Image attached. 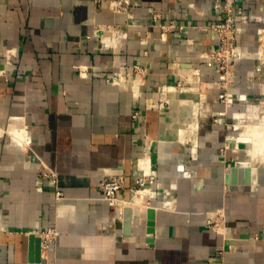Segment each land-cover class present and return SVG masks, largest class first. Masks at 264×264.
Here are the masks:
<instances>
[{
	"label": "crops",
	"instance_id": "0c3cea01",
	"mask_svg": "<svg viewBox=\"0 0 264 264\" xmlns=\"http://www.w3.org/2000/svg\"><path fill=\"white\" fill-rule=\"evenodd\" d=\"M110 1L0 0V264H27L25 229L50 226L57 237L44 253L55 264H264V162L230 181L247 159L240 139L255 130L264 145V122L232 136L248 104H264V64L251 77L260 62L243 59L222 80L207 57L219 40L196 28L223 18L218 0H128L127 11ZM238 4L258 16L238 42L258 51L264 0ZM117 73L126 83L107 81ZM191 74L200 95L172 92L162 106V88ZM119 168L128 202L147 177L137 209L119 212L98 190L102 171ZM218 209L217 231L207 221Z\"/></svg>",
	"mask_w": 264,
	"mask_h": 264
},
{
	"label": "built area",
	"instance_id": "2783aa9c",
	"mask_svg": "<svg viewBox=\"0 0 264 264\" xmlns=\"http://www.w3.org/2000/svg\"><path fill=\"white\" fill-rule=\"evenodd\" d=\"M218 4L221 7L223 18L217 22L209 23L204 25L202 28L204 30H208L212 32L216 38L219 40V46L217 49L210 51L207 53V57H209L213 62H215L218 66V72L221 74V78L223 81L229 83L232 82L235 78V72L238 64L246 58H253L259 60V66L250 71L251 77L254 76L255 73H258L261 70V67L264 64V28H258V41H259V49L258 51H250L247 46L241 45L238 42V35L242 30V25L249 23L251 20H256L258 16L255 13H246L238 4V0H218ZM110 5L112 8L117 11H127L129 7L128 0H112L110 1ZM173 25L170 24L169 27ZM192 39H188L189 43H192ZM13 53L12 50H6V58L10 61ZM78 68H81L80 66ZM192 78V80H190ZM190 80V81H189ZM107 81L112 84L126 83V77L123 74L117 73V75H111L107 77ZM183 82V83H182ZM250 84L254 85V82H250ZM183 85V86H182ZM258 86V85H257ZM187 91L200 95L201 90V80L195 74H191L189 77H180L178 83L174 86L163 87L161 91V105H165L170 100V95L172 92L176 91ZM226 95V94H225ZM201 98V96H200ZM233 96H230L227 101L228 103H232ZM246 94H241L238 96V99H246ZM249 112L257 111L260 108V105L256 103L248 104ZM260 110V109H259ZM258 110V111H259ZM243 115V114H242ZM242 115L240 119L243 118ZM134 119H139L138 111L133 113ZM42 176L49 178L56 186L59 183V175L56 171L52 170L48 165H43L41 168ZM144 176H140L137 179V187L133 189V198L135 194L140 189H147V181ZM152 180V179H151ZM153 181V180H152ZM125 185V172L123 168L119 169H104L102 171L101 180L98 185V190L103 199L108 201V203L119 210L121 205L124 202H128L119 197L120 190ZM56 200H62L65 198L64 192L57 187L56 192ZM224 219L223 209H218L214 213L209 215L207 224L210 228L214 230L221 229V222ZM36 235L41 237V259L45 261L46 264H55L53 260L49 259V256L44 253V251H48V253L52 249V243L55 241L57 237V230L55 227L50 226L47 229L38 232Z\"/></svg>",
	"mask_w": 264,
	"mask_h": 264
},
{
	"label": "rangeland",
	"instance_id": "374dc122",
	"mask_svg": "<svg viewBox=\"0 0 264 264\" xmlns=\"http://www.w3.org/2000/svg\"><path fill=\"white\" fill-rule=\"evenodd\" d=\"M190 80H192V78ZM198 99H200L199 96H198ZM256 104L260 105V108H259L260 110L259 109H258L259 111L258 110L257 111L252 110L250 112H249V110H248V112L246 111V113H244L243 118L240 119L239 124L237 125L235 132L232 133V136H235V137L239 136V134L242 131L248 129L247 126L253 125L255 123H261L262 124L264 122V104H261V103H256ZM257 113H258V115H257ZM255 117H257V118H255ZM262 130H263V132H262L261 137H264V129H262ZM259 143H260V140H259ZM239 144H240V146H239L240 149H239V152H237V154H239L240 157H244L247 159L237 161L236 163H238V165L236 167L238 169H241L243 171V173L250 171L251 169L255 168L257 164H261L262 162H264L263 160H261V159H263L261 157L264 156V151H261L260 153H258V156H257L258 158L254 159L249 154V148H250L251 144H249V143H247V144L239 143ZM236 163H235V165H236Z\"/></svg>",
	"mask_w": 264,
	"mask_h": 264
},
{
	"label": "water",
	"instance_id": "95a60500",
	"mask_svg": "<svg viewBox=\"0 0 264 264\" xmlns=\"http://www.w3.org/2000/svg\"><path fill=\"white\" fill-rule=\"evenodd\" d=\"M238 165V163H236V165H234L231 169V174H232V180L230 181H241L242 180V176L238 177L239 175H236L237 172H239V174H242V170L238 169L236 166ZM244 182L248 183L249 181H245V178L243 179ZM155 212L156 209L153 206H150L147 208V216H148V232L150 235V240H152V232L154 230V218H155ZM127 220H129L127 218ZM26 232H30L29 235V258H28V263L27 264H42V259H41V237L36 235L32 230L30 229H25Z\"/></svg>",
	"mask_w": 264,
	"mask_h": 264
},
{
	"label": "bare ground",
	"instance_id": "6f19581e",
	"mask_svg": "<svg viewBox=\"0 0 264 264\" xmlns=\"http://www.w3.org/2000/svg\"><path fill=\"white\" fill-rule=\"evenodd\" d=\"M255 118H257V117H255ZM10 132L12 133V135H15L16 137H18V133H19L18 127L17 128L16 127H12L10 129ZM182 133H183V131H179L178 135L182 134ZM259 133H260L259 131L253 130L252 131V135L250 134V135L245 136L244 139L243 138L240 139L244 143L251 144V148H249L250 149L249 152H251V154L254 155V156H255V153L258 150H261L263 148V146H264V145L259 144V141H258L259 136H260ZM147 192H148V189H140V190H138V192L135 194L133 200L130 201V202H124L119 209L122 211V206H125L127 203H130L133 207H135V209L139 208L140 205H142V202L145 199V196H146ZM124 211L125 212L127 211L126 213L130 214L131 213V207H129V206L125 207Z\"/></svg>",
	"mask_w": 264,
	"mask_h": 264
}]
</instances>
